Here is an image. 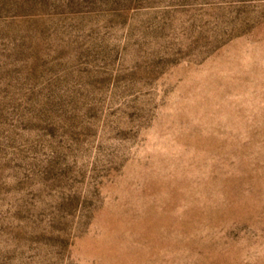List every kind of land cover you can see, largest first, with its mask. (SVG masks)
<instances>
[{
    "label": "rangeland",
    "instance_id": "374dc122",
    "mask_svg": "<svg viewBox=\"0 0 264 264\" xmlns=\"http://www.w3.org/2000/svg\"><path fill=\"white\" fill-rule=\"evenodd\" d=\"M0 264H264V0H0Z\"/></svg>",
    "mask_w": 264,
    "mask_h": 264
}]
</instances>
